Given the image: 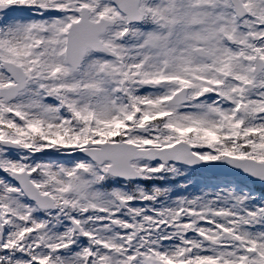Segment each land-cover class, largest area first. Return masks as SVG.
Returning a JSON list of instances; mask_svg holds the SVG:
<instances>
[{
  "label": "snow or ice",
  "instance_id": "snow-or-ice-1",
  "mask_svg": "<svg viewBox=\"0 0 264 264\" xmlns=\"http://www.w3.org/2000/svg\"><path fill=\"white\" fill-rule=\"evenodd\" d=\"M0 264H264V0H0Z\"/></svg>",
  "mask_w": 264,
  "mask_h": 264
}]
</instances>
